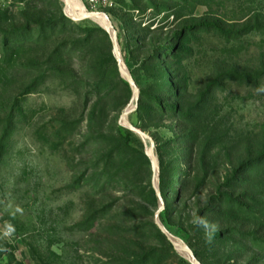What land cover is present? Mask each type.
<instances>
[{
  "label": "rangeland",
  "instance_id": "obj_1",
  "mask_svg": "<svg viewBox=\"0 0 264 264\" xmlns=\"http://www.w3.org/2000/svg\"><path fill=\"white\" fill-rule=\"evenodd\" d=\"M0 0V264H264V0ZM161 173V182L158 174Z\"/></svg>",
  "mask_w": 264,
  "mask_h": 264
},
{
  "label": "bare ground",
  "instance_id": "obj_2",
  "mask_svg": "<svg viewBox=\"0 0 264 264\" xmlns=\"http://www.w3.org/2000/svg\"><path fill=\"white\" fill-rule=\"evenodd\" d=\"M61 2L68 10H70L75 15L80 16V18H89V19L93 20L95 23H97L99 25V27H101L104 30H107L111 36L114 34L115 31H114L113 27L108 23V18L103 13L94 12V11H91V12L87 11V9L84 8L83 3L80 0H61ZM88 12L90 13V17L85 16ZM119 61H120L119 65L121 67V70L124 73H126V69H125V66H124L121 58ZM133 104H134V98L132 99V102L126 108L127 109L131 108L133 106ZM124 118L126 120V116ZM125 120L120 119L121 124H123V126H125V127H129L130 125H128L127 120L126 121ZM145 139L148 143L149 142L148 138H145ZM168 237L172 240L176 249L179 252L184 253L187 256V258L190 260L191 258L187 252V247H185V245L182 242H180L178 239L172 237L171 235L168 234Z\"/></svg>",
  "mask_w": 264,
  "mask_h": 264
},
{
  "label": "water",
  "instance_id": "obj_3",
  "mask_svg": "<svg viewBox=\"0 0 264 264\" xmlns=\"http://www.w3.org/2000/svg\"><path fill=\"white\" fill-rule=\"evenodd\" d=\"M91 12V11H90ZM86 17H90V13L88 12L86 15ZM108 23L111 25V22L109 21L108 19ZM112 26V25H111ZM107 31V30H105ZM108 32V31H107ZM109 33V32H108ZM110 35V34H109ZM110 38H111V41H112V45H113V54H114V57L116 59V62L118 64V68H119V71L121 73V75L128 81V83L133 87V90H134V104L131 108L127 109L125 108L124 111L122 112L121 116H120V119H124L125 120V116L128 115L130 112H132L136 105H137V88H136V85L134 83V81L132 80V78L130 77V75L128 74V72L126 71V73H124L122 70H121V67L119 65V60H120V54H119V50H118V46H117V43H116V36H115V32L114 34L111 36L110 35ZM126 121V120H125ZM128 121V120H127ZM129 129H131L132 131L136 132L138 135H140L142 138H148V136L142 131L140 130L139 128H135L133 126H129L128 127ZM149 156H150V159H151V163L152 165L155 167V158L153 156V148H152V144L150 143V150H149ZM156 224L159 228V230L166 235V237L168 238V240L173 244L172 240L168 237V233L167 231L165 230V228L162 226V224L157 220L156 221ZM173 246L175 247V245L173 244ZM176 248V247H175ZM187 252L188 254L190 255V260L194 263V264H199L198 261L196 260L195 256L193 255V253L187 248Z\"/></svg>",
  "mask_w": 264,
  "mask_h": 264
},
{
  "label": "built area",
  "instance_id": "obj_4",
  "mask_svg": "<svg viewBox=\"0 0 264 264\" xmlns=\"http://www.w3.org/2000/svg\"><path fill=\"white\" fill-rule=\"evenodd\" d=\"M89 6L104 3L106 0H84Z\"/></svg>",
  "mask_w": 264,
  "mask_h": 264
},
{
  "label": "trees",
  "instance_id": "obj_5",
  "mask_svg": "<svg viewBox=\"0 0 264 264\" xmlns=\"http://www.w3.org/2000/svg\"><path fill=\"white\" fill-rule=\"evenodd\" d=\"M158 177H159V180H160V182H161V173H160V174H158Z\"/></svg>",
  "mask_w": 264,
  "mask_h": 264
}]
</instances>
